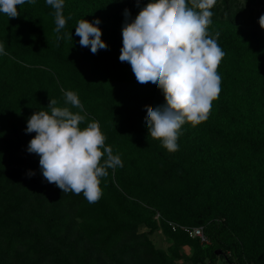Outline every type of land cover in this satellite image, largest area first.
Instances as JSON below:
<instances>
[{"label": "trees", "instance_id": "16d2710c", "mask_svg": "<svg viewBox=\"0 0 264 264\" xmlns=\"http://www.w3.org/2000/svg\"><path fill=\"white\" fill-rule=\"evenodd\" d=\"M149 2L64 0L71 19L59 34L46 0L18 6L15 19L0 13V264H264V0H217L209 32L225 53L221 90L206 121L183 126L174 153L145 124L161 91L119 60L124 11L131 22ZM81 19L101 21L106 50L80 46ZM65 33L72 40L57 39ZM62 89L84 106L80 127L98 122L123 163L108 169L96 203L49 184L27 152L28 118L49 99L64 106ZM201 227L210 245L183 229ZM160 230L167 250L151 238Z\"/></svg>", "mask_w": 264, "mask_h": 264}, {"label": "clouds", "instance_id": "9594fccd", "mask_svg": "<svg viewBox=\"0 0 264 264\" xmlns=\"http://www.w3.org/2000/svg\"><path fill=\"white\" fill-rule=\"evenodd\" d=\"M26 3L34 5L36 0H0V13L8 19L18 18V6ZM216 3L151 0L131 22L130 12L126 9L123 13L119 60L131 65L138 83L154 84L161 91L165 103L145 106V124L149 137L170 153L179 150L185 124L194 128L207 120L221 90L217 69L225 53L218 43L220 33L209 32ZM46 4L54 10V31L59 34L71 16L66 19L63 14L64 0H46ZM258 22L264 29V15ZM100 23L99 19H81L75 27L80 46L90 47L92 54L108 47L101 39ZM64 38L72 40V33L57 36L58 40ZM7 54L0 43V55ZM62 91L64 106L49 99L47 111L34 112L28 118L26 133L36 135L29 141L27 152L39 157L40 171L49 184H55L62 193H82L89 203H96L103 194L100 184L108 169L123 167V163L119 155H113L111 146H106L107 138L98 122L80 127L86 113L81 114L84 106L78 94ZM34 175L28 173L29 177Z\"/></svg>", "mask_w": 264, "mask_h": 264}, {"label": "rangeland", "instance_id": "374dc122", "mask_svg": "<svg viewBox=\"0 0 264 264\" xmlns=\"http://www.w3.org/2000/svg\"><path fill=\"white\" fill-rule=\"evenodd\" d=\"M142 231H147V229L143 228ZM152 240L154 241V243L156 244L157 247L162 248L167 250L169 248V246L171 245V242L164 236V234L162 233V231H158L157 233H155L154 235L151 236ZM183 253L186 255V257H190L192 255V250L191 248L188 247H184L182 249ZM186 261V259L182 260V261H178V264H182ZM218 264H226L225 260L221 257L218 258L217 260Z\"/></svg>", "mask_w": 264, "mask_h": 264}, {"label": "built area", "instance_id": "2783aa9c", "mask_svg": "<svg viewBox=\"0 0 264 264\" xmlns=\"http://www.w3.org/2000/svg\"><path fill=\"white\" fill-rule=\"evenodd\" d=\"M158 220L160 219V215L158 214L156 217ZM173 229L176 230V226L172 225ZM185 230L186 233H188V235L193 238V239H200L201 243L204 245H210L211 241L209 240V238L206 236L205 234V230L203 227L201 228H183ZM208 264H218V262L216 263H209Z\"/></svg>", "mask_w": 264, "mask_h": 264}, {"label": "water", "instance_id": "95a60500", "mask_svg": "<svg viewBox=\"0 0 264 264\" xmlns=\"http://www.w3.org/2000/svg\"><path fill=\"white\" fill-rule=\"evenodd\" d=\"M217 255H221V252H218Z\"/></svg>", "mask_w": 264, "mask_h": 264}]
</instances>
